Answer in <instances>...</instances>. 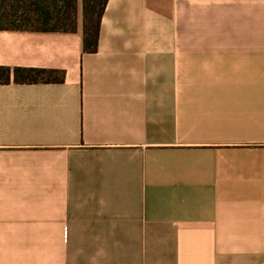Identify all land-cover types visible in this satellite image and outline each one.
<instances>
[{"label": "crops", "instance_id": "crops-1", "mask_svg": "<svg viewBox=\"0 0 264 264\" xmlns=\"http://www.w3.org/2000/svg\"><path fill=\"white\" fill-rule=\"evenodd\" d=\"M0 264H264V0H108L0 29Z\"/></svg>", "mask_w": 264, "mask_h": 264}, {"label": "trees", "instance_id": "trees-1", "mask_svg": "<svg viewBox=\"0 0 264 264\" xmlns=\"http://www.w3.org/2000/svg\"><path fill=\"white\" fill-rule=\"evenodd\" d=\"M108 0H0V29L76 32L82 13V47L98 48L101 19ZM63 70L0 66V84L63 82Z\"/></svg>", "mask_w": 264, "mask_h": 264}]
</instances>
